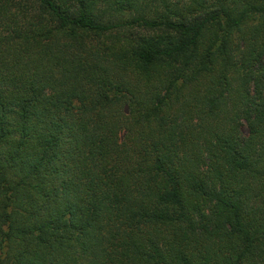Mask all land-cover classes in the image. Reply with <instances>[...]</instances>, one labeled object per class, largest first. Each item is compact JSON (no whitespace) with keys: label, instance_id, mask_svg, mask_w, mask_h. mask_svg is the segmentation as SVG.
<instances>
[{"label":"trees","instance_id":"trees-1","mask_svg":"<svg viewBox=\"0 0 264 264\" xmlns=\"http://www.w3.org/2000/svg\"><path fill=\"white\" fill-rule=\"evenodd\" d=\"M0 264H264V0H0Z\"/></svg>","mask_w":264,"mask_h":264}]
</instances>
